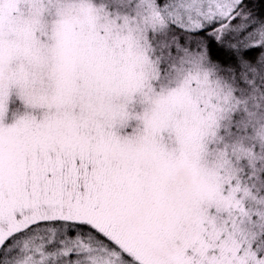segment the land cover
<instances>
[{
  "label": "snow or ice",
  "instance_id": "obj_1",
  "mask_svg": "<svg viewBox=\"0 0 264 264\" xmlns=\"http://www.w3.org/2000/svg\"><path fill=\"white\" fill-rule=\"evenodd\" d=\"M0 264H264V0H0Z\"/></svg>",
  "mask_w": 264,
  "mask_h": 264
}]
</instances>
